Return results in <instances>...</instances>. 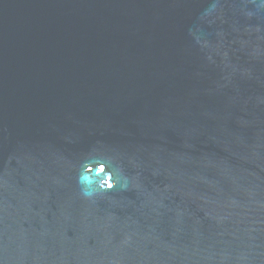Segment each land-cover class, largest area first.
Instances as JSON below:
<instances>
[{"label": "water", "instance_id": "1", "mask_svg": "<svg viewBox=\"0 0 264 264\" xmlns=\"http://www.w3.org/2000/svg\"><path fill=\"white\" fill-rule=\"evenodd\" d=\"M258 5L0 0V264H264Z\"/></svg>", "mask_w": 264, "mask_h": 264}, {"label": "clouds", "instance_id": "2", "mask_svg": "<svg viewBox=\"0 0 264 264\" xmlns=\"http://www.w3.org/2000/svg\"><path fill=\"white\" fill-rule=\"evenodd\" d=\"M255 3L256 0H253ZM258 7L264 8V0H259ZM247 15L251 16L249 12ZM91 173V175L89 174ZM123 181V183H121ZM78 183L81 188L82 194L86 198H92L104 191L113 189L117 184L122 189L127 188V177L123 175L122 170L116 169L110 172H105L104 166L99 165L95 171H93L90 164L87 162L82 165V170L78 175Z\"/></svg>", "mask_w": 264, "mask_h": 264}]
</instances>
